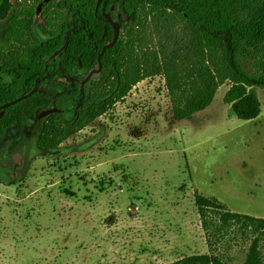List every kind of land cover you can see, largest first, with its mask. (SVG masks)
<instances>
[{
    "label": "rangeland",
    "instance_id": "374dc122",
    "mask_svg": "<svg viewBox=\"0 0 264 264\" xmlns=\"http://www.w3.org/2000/svg\"><path fill=\"white\" fill-rule=\"evenodd\" d=\"M229 88L176 121L165 83L144 81L52 154L36 147L38 117L0 135V264H171L209 254L196 192L264 219V88L262 113L248 122L225 104ZM49 90L58 99L65 89ZM67 102L56 108L70 121L81 104ZM251 241L235 230L216 252L242 264Z\"/></svg>",
    "mask_w": 264,
    "mask_h": 264
},
{
    "label": "trees",
    "instance_id": "16d2710c",
    "mask_svg": "<svg viewBox=\"0 0 264 264\" xmlns=\"http://www.w3.org/2000/svg\"><path fill=\"white\" fill-rule=\"evenodd\" d=\"M44 0L9 1L0 6V106L29 95L4 110L0 135L23 126L44 109H53L43 82L58 66L68 72L102 65L106 81L90 88L70 121L48 116L37 141L41 153L52 154L99 118L111 113L140 83H165L176 121L205 111L221 87L230 86L225 104L241 121L260 117L256 92L264 88V0ZM120 9V37L103 13ZM38 31L46 34L41 39ZM100 60H99V56ZM60 90V89H59ZM74 95L81 96L79 87ZM195 206L211 252L171 264H234L216 252L235 230L251 238L242 264H264V219L230 212L216 198L195 193ZM249 236V237H248Z\"/></svg>",
    "mask_w": 264,
    "mask_h": 264
},
{
    "label": "flooded vegetation",
    "instance_id": "af4514ba",
    "mask_svg": "<svg viewBox=\"0 0 264 264\" xmlns=\"http://www.w3.org/2000/svg\"><path fill=\"white\" fill-rule=\"evenodd\" d=\"M112 13H113L112 18H113L115 23L120 25V32H121V27H122V23H123V17L121 15L123 13L120 14L119 16H117V10L115 8L112 9ZM106 24H108V23H106ZM110 26L112 27V25H110ZM112 29H113V27H112ZM119 37H120V35H119ZM99 69H100V66L98 69H93L91 71L76 69V70H73L72 72H68L65 69H63L61 66H58L57 70L54 73H48V75L45 77V80L43 81L45 84L42 86L47 87V89L45 90V93L49 94L53 99V106H54L53 109H57L56 107L58 106V101L64 100V99L66 101H68L67 102L68 104H76V103H77V105L82 104L84 102L83 101L84 99L82 100V98H87L86 90L89 88H93L95 86L96 81L93 80L94 79L93 77L95 75L101 76L100 81H102V82L106 81V79L108 77L107 74L102 73L103 67H101L100 72L94 73V71H98ZM91 74H92V76H90ZM75 87L80 88L79 92H80L81 96L74 95ZM50 88H63L65 90L59 96V98L56 99L55 95L51 92V90H49ZM53 109L42 110V112L38 116V122L41 121L42 119L45 121V119L48 116L42 117V114L46 111L53 110ZM60 113H61V110H60ZM55 114H58V112ZM42 128H43V124H42ZM42 128H41V130H42ZM40 133H41V131H40ZM39 136H38V139H39ZM38 139H37V141H38ZM36 147H37V143H36Z\"/></svg>",
    "mask_w": 264,
    "mask_h": 264
},
{
    "label": "water",
    "instance_id": "95a60500",
    "mask_svg": "<svg viewBox=\"0 0 264 264\" xmlns=\"http://www.w3.org/2000/svg\"><path fill=\"white\" fill-rule=\"evenodd\" d=\"M52 1H55V0H44V3H42L41 5L38 6L37 15H39L41 13L44 4L50 3ZM101 2H102V0H98L97 8L100 6ZM103 17H104V20L106 21V23L112 25L113 30H114V38H113V40H112V42L110 44H108L107 46H105L103 48V51H102L101 55L104 54L107 49L113 47V45L118 41L119 35H120V25L114 22V20L112 18V15L110 13H103ZM101 55L99 56V60H100ZM101 67H102V65H100V69L98 71H94V73L100 72ZM92 74L90 76H92ZM37 91L38 90L36 89L35 91L31 92L27 96H23V97L15 100L13 102H10V103H7L5 105L0 106V119L4 116V113H5L4 110H6L7 108L22 102L23 100H25L27 98H29L30 96H32ZM57 112H58L57 109L49 110V111L44 112L42 114V117L53 115V114H55Z\"/></svg>",
    "mask_w": 264,
    "mask_h": 264
}]
</instances>
